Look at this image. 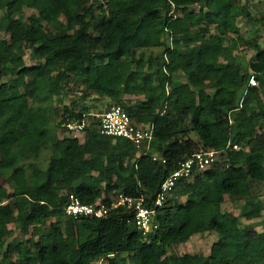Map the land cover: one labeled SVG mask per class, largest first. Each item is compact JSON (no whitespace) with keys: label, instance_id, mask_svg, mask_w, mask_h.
<instances>
[{"label":"trees","instance_id":"obj_1","mask_svg":"<svg viewBox=\"0 0 264 264\" xmlns=\"http://www.w3.org/2000/svg\"><path fill=\"white\" fill-rule=\"evenodd\" d=\"M259 3L0 0V264H264ZM153 48L162 53L139 55ZM75 88L82 100L111 98L140 125L152 123L150 150L101 133L88 105L65 103ZM52 111L69 135L52 130ZM200 149L219 150L218 160L177 180L156 230L143 234L134 207L112 206L125 196L153 208L162 182ZM70 193L101 200L107 214L67 217ZM207 232L216 235L208 255L176 252Z\"/></svg>","mask_w":264,"mask_h":264},{"label":"built area","instance_id":"obj_2","mask_svg":"<svg viewBox=\"0 0 264 264\" xmlns=\"http://www.w3.org/2000/svg\"><path fill=\"white\" fill-rule=\"evenodd\" d=\"M69 126L70 128L75 127L74 124H70ZM79 127H82V125H79ZM152 127L153 126L147 128H137L134 126L131 123L130 116L120 105L114 106L109 112L105 113L101 121V131L103 133L130 138L138 145L145 141H147L148 144L150 143L153 136ZM234 147L237 148L238 145L235 144ZM216 158V151L199 152L188 158L184 163H182V167L180 169L176 170L169 178H167L166 181L163 182L157 203L162 204L166 194L173 189L178 178L190 175L194 166L199 169L207 168L213 163V161H215ZM69 211L75 216L80 214H95L97 216H102L107 212V209L105 207L95 209L93 206L83 205L79 202V200L74 199L72 204L69 205ZM148 212L149 210L141 208L137 217V222L140 223L146 230L148 229Z\"/></svg>","mask_w":264,"mask_h":264},{"label":"rangeland","instance_id":"obj_3","mask_svg":"<svg viewBox=\"0 0 264 264\" xmlns=\"http://www.w3.org/2000/svg\"><path fill=\"white\" fill-rule=\"evenodd\" d=\"M258 6L264 10L262 3H259ZM194 8L198 9L199 6L195 5ZM253 13L256 14L257 12H253ZM240 25L242 26L241 28L244 31L249 30V34H251V35H253V33H251V32H256L253 25L252 26L247 25V24L245 25L242 20L240 21ZM243 46H244L243 44H240V46H239L240 49H243L242 48ZM247 52H245L244 54L246 55V57H250L252 55V51L249 50ZM161 53H162V51L160 48H153V49H144L141 53H139V55H142L145 58H150V57L154 58V57L160 55ZM253 83H255V82H253ZM77 89L78 88H75V90L72 93H70L68 97L65 98V100H64L65 103H76V104H81V105L86 104V105H88V107H90V110H92V113L94 115H96L97 118H99V116L102 114V112L105 111L106 108H109L107 106H112L114 104L113 99L98 96L97 94H94V93H90L88 96V99L82 100L81 98H79V95L76 93ZM94 96H97V98L94 99L95 98ZM53 97H56V95H53ZM129 97H131V96H129ZM125 98L126 97L124 96L123 99H125ZM136 98H137L136 96L131 97V99H134V100H136ZM42 104L48 105L51 110L54 109V105H55L52 98H47V100H44L42 102ZM51 120H53V123L51 124V126L54 128V129L52 128V130H54L56 132V134H58L60 137H65V136L69 135V134H66L67 131H65V130H57L56 129L54 112L52 113ZM192 136L194 138L198 139L195 133H193ZM80 138L83 139L82 134H80ZM49 156H50V152L47 150H44L40 154V158L37 159L36 161H38L40 164L41 160L47 161L49 159ZM3 183L6 187H8L9 190L11 189L10 184L8 182L3 181ZM260 189H261L260 192L263 193L264 187H261ZM262 198L264 199V195H262ZM230 205H231V203L229 201H226V203L223 204V207H224V209H228V207ZM233 211L236 214H240V212H242L240 206L237 208H233ZM241 221L244 224L245 218H241ZM10 227L14 230L16 229V226L13 224H11ZM16 233H19V232H16ZM214 235L215 234L208 233V232L205 233L204 235H194L186 244L177 246V248H175V250L179 254L191 253V252H197V251L208 254L209 248L211 247V244L213 243V239H214V241L216 240V237H215L216 235L215 236ZM30 255H32V254H30Z\"/></svg>","mask_w":264,"mask_h":264},{"label":"clouds","instance_id":"obj_4","mask_svg":"<svg viewBox=\"0 0 264 264\" xmlns=\"http://www.w3.org/2000/svg\"><path fill=\"white\" fill-rule=\"evenodd\" d=\"M253 82H255V83H253V84H257V82L255 81V80H252ZM117 105H120L127 113H128V111L121 105V104H113L112 106H110L109 108H107V109H105V111L104 112H102V114L99 116V120H100V131H101V121H102V118H103V116H104V114L105 113H107V112H109L114 106H117ZM128 115H129V113H128ZM130 116V115H129ZM130 118H131V123L134 125V126H136L137 128H147V127H150V126H153L152 127V139H151V141H150V143L148 144L147 143V141H145V142H143V143H141L140 145H138L137 143H135L136 145H137V147H140V149L143 147V146H145V151H144V153H147L149 150H150V148H151V145H152V143H153V140H154V125L151 123V124H149V125H147V126H142V125H140L137 121H135L131 116H130ZM80 125H82V127L84 126V124H83V122L80 124ZM81 128V127H80ZM72 129V128H71ZM101 133H103L102 131H101ZM105 134V133H104ZM107 135H110V134H107ZM113 136H117V135H113ZM122 137H124V136H122ZM130 139V138H129ZM130 140H132V139H130ZM132 141H134V140H132ZM148 144V145H147ZM235 148V147H234ZM206 151H216L217 152V158L215 159V161H213V163L212 164H210L207 168H205V169H199L198 167H196V166H194V168H193V170H192V172L194 173L195 171H204V170H207V169H209L217 160H218V157H219V154H220V151L219 150H216V149H200L199 151H197V152H195V153H193V154H191L189 157H187L185 160H183V161H181L180 162V166H179V168L178 169H180L181 167H182V163H184L188 158H190V157H192L193 155H195V154H197V153H199V152H206ZM152 157H153V159H158L159 158V155L157 154V153H153V155H152ZM178 169H176V170H178ZM175 170V171H176ZM174 171V172H175ZM173 172V173H174ZM191 172V173H192ZM173 173H171L167 178H169ZM191 173H190V175H191ZM189 176V175H188ZM188 176H183V177H188ZM167 178L164 180V181H166L167 180ZM180 178H182V177H180ZM180 178H178V180L180 179ZM163 181V182H164ZM163 182H162V184H163ZM176 183H177V181H176ZM176 183H175V185H176ZM161 184V185H162ZM161 185H160V191H161ZM175 185H174V187H175ZM174 187H173V189L169 192V193H167L166 194V196H165V199L167 198V195H169L170 193H172V191L174 190ZM160 191H159V194H158V196H157V198H156V201H155V206L153 207V208H150V207H148V206H143L142 205V200H136V199H133V198H128V197H125V196H120V197H117V196H115L114 197V200H113V202H112V206L113 207H118L120 204H125L126 205V208L127 209H130V208H135V217H136V220H137V217H138V212H139V210L141 209V208H143V209H147V210H149V212H148V220H147V225H148V229L146 230L143 226H141V224L140 223H138L137 221V225H138V228L140 229V230H142V232H143V234H146L147 232H150V231H154V230H156L157 228H158V223L156 222V219H155V216H156V213H157V209H158V207H162L163 206V204H164V201H165V199L163 200V202H162V204H158L157 203V200H158V198H159V196H160ZM70 196H69V201L67 202V204L64 206V213H65V215L67 216V217H73L74 219H78V218H81V217H98V218H100V217H103V216H105L106 214H107V212L105 213V214H103L102 216H97V215H95V214H93V215H90V214H80V215H78V216H75L73 213H71L70 211H69V205L70 204H72V201L74 200V199H77V200H79V202L81 203V204H83V205H90V206H93V207H95V209H101L102 207H105L107 210L109 209V207H107L105 204H103L102 202H101V200H98V201H96V203L95 204H89V203H84V202H82V200L79 198V197H77V196H75L73 193H70L69 194ZM123 200V201H122ZM214 242V241H213ZM212 245V244H211ZM210 250H211V247L209 248V253H210ZM197 252H200V251H197ZM191 253H194V252H191ZM208 253V254H209ZM208 254H206V255H208ZM104 258L105 257H102V258H100L99 259V262H100V264H102L103 262H104Z\"/></svg>","mask_w":264,"mask_h":264}]
</instances>
